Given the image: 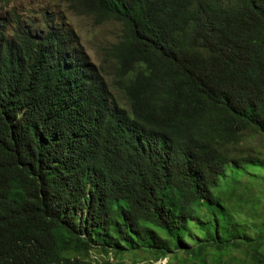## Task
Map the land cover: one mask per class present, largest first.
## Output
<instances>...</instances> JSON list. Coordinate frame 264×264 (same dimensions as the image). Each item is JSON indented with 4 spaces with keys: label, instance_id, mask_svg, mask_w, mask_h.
I'll use <instances>...</instances> for the list:
<instances>
[{
    "label": "trees",
    "instance_id": "1",
    "mask_svg": "<svg viewBox=\"0 0 264 264\" xmlns=\"http://www.w3.org/2000/svg\"><path fill=\"white\" fill-rule=\"evenodd\" d=\"M62 1L119 23L113 77L54 16L0 18V264H264V160L226 154L264 136V0Z\"/></svg>",
    "mask_w": 264,
    "mask_h": 264
},
{
    "label": "rangeland",
    "instance_id": "2",
    "mask_svg": "<svg viewBox=\"0 0 264 264\" xmlns=\"http://www.w3.org/2000/svg\"><path fill=\"white\" fill-rule=\"evenodd\" d=\"M12 14L21 17L22 21L42 28V21L46 17L58 19V22H65L67 27L75 31L79 37L81 45L89 55L91 61L101 68L105 79L111 83L113 77V70L111 65L103 61V49L113 43H116L120 35V25L116 22H106L102 25H95L93 18L74 14L69 4L62 0H7L6 2L0 1V18H9ZM11 18V17H10ZM114 95L119 103L128 108L123 94L118 90H114ZM229 157H248L253 156L264 160V136L256 132H248L244 135L243 141L237 146L230 148L226 151ZM257 188V186L255 187ZM95 261L109 260L111 264H179L178 261L170 255L167 258L156 260L153 256L145 253L128 252L122 256H115L111 254L108 258L100 256L96 253L92 254ZM246 255L240 251L234 252L230 257L223 260L224 264H252L251 261L245 259ZM205 264H218L211 256H205ZM185 264H201L185 263Z\"/></svg>",
    "mask_w": 264,
    "mask_h": 264
},
{
    "label": "clouds",
    "instance_id": "3",
    "mask_svg": "<svg viewBox=\"0 0 264 264\" xmlns=\"http://www.w3.org/2000/svg\"><path fill=\"white\" fill-rule=\"evenodd\" d=\"M2 2H4V1H2Z\"/></svg>",
    "mask_w": 264,
    "mask_h": 264
}]
</instances>
